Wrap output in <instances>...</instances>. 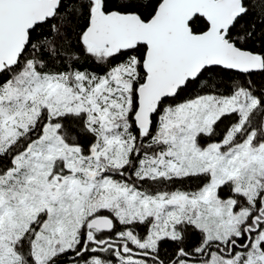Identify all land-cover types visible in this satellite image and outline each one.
<instances>
[{
	"label": "snow or ice",
	"instance_id": "6c2138e0",
	"mask_svg": "<svg viewBox=\"0 0 264 264\" xmlns=\"http://www.w3.org/2000/svg\"><path fill=\"white\" fill-rule=\"evenodd\" d=\"M0 264H264V0H0Z\"/></svg>",
	"mask_w": 264,
	"mask_h": 264
}]
</instances>
